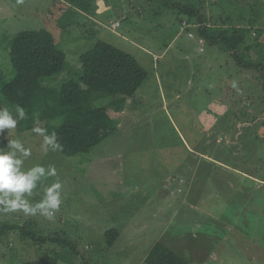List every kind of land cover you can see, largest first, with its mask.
<instances>
[{
  "label": "rangeland",
  "instance_id": "obj_1",
  "mask_svg": "<svg viewBox=\"0 0 264 264\" xmlns=\"http://www.w3.org/2000/svg\"><path fill=\"white\" fill-rule=\"evenodd\" d=\"M182 4L196 7L207 25L243 27V45H251L245 59L264 64V0H0V88L14 76L12 40L26 30L47 29L65 53V68L46 77L51 86L77 80L80 54L98 39L133 55L147 73L132 96L114 97L116 131L87 153L45 155L42 137L19 123L0 136V147L18 138L32 150L26 168L57 169L30 201L57 179L63 198L54 221L0 214V225L27 222L55 238L37 243L7 231L0 264L49 252L61 255L58 264H145L157 241L191 264H264L259 73L237 65L222 44L200 41L198 23L181 30L194 20ZM0 107L15 115L1 94ZM110 228L119 233L112 245L104 237Z\"/></svg>",
  "mask_w": 264,
  "mask_h": 264
},
{
  "label": "trees",
  "instance_id": "obj_2",
  "mask_svg": "<svg viewBox=\"0 0 264 264\" xmlns=\"http://www.w3.org/2000/svg\"><path fill=\"white\" fill-rule=\"evenodd\" d=\"M179 9L193 17L191 23L185 21L189 26L199 24L197 33L200 41L209 45L222 44L237 65L258 72L256 79H260L264 90V64L245 59L251 45H243V27L226 23L207 25L193 5L182 4ZM9 55L14 76L0 88L1 97L12 106L24 107L27 118L19 122V127L32 129L36 126L34 118H38L39 127L49 134L55 132L63 145L60 152L66 156L87 153L115 132L109 114L114 97L132 96L147 76L146 70L133 55L98 39L91 48L80 54L78 79L69 78L58 86H51L46 83V77L62 71L66 59L65 53L56 48L54 38L47 29L19 32L12 40ZM105 97H111L110 102L96 104ZM7 231H16L20 237L29 236L37 243L55 240L54 237L37 235L32 224L27 222L1 224L0 237ZM118 235L116 228L104 232L108 245H112ZM60 256L58 252H49L23 264H58ZM143 262L191 264L161 241L150 247Z\"/></svg>",
  "mask_w": 264,
  "mask_h": 264
},
{
  "label": "clouds",
  "instance_id": "obj_3",
  "mask_svg": "<svg viewBox=\"0 0 264 264\" xmlns=\"http://www.w3.org/2000/svg\"><path fill=\"white\" fill-rule=\"evenodd\" d=\"M203 41V40H202ZM27 118L24 107L17 105L15 115L8 107H0V136L5 130H15L18 123ZM36 126L32 132L42 137L41 149L45 155L49 151L63 150L57 134H49L46 129L39 127L38 118H34ZM32 155V150L24 146L20 139L9 140L4 147H0V214L23 213L25 216H40L48 221H54L56 213L63 203L62 183L57 179L44 188L43 197L37 201H30L34 189L50 177H57L54 165L45 167L35 164L25 167V160Z\"/></svg>",
  "mask_w": 264,
  "mask_h": 264
},
{
  "label": "built area",
  "instance_id": "obj_4",
  "mask_svg": "<svg viewBox=\"0 0 264 264\" xmlns=\"http://www.w3.org/2000/svg\"><path fill=\"white\" fill-rule=\"evenodd\" d=\"M118 26V23L117 22H114V23H111V28L112 29H115V27H117ZM187 26H189V24L187 23V22H185V21H182L181 22V25H180V29L181 30H184L185 28H187ZM188 36L189 37H192L193 35H192V33H188ZM154 59H157V56H154Z\"/></svg>",
  "mask_w": 264,
  "mask_h": 264
},
{
  "label": "crops",
  "instance_id": "obj_5",
  "mask_svg": "<svg viewBox=\"0 0 264 264\" xmlns=\"http://www.w3.org/2000/svg\"><path fill=\"white\" fill-rule=\"evenodd\" d=\"M114 23V22H113ZM222 25V24H221ZM117 27H119V24H118V26ZM116 28V27H115ZM112 31H114L115 29H111ZM193 37V36H192ZM154 60V59H153ZM158 60V59H157Z\"/></svg>",
  "mask_w": 264,
  "mask_h": 264
}]
</instances>
